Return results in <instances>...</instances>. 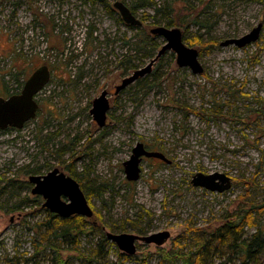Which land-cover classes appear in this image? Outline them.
<instances>
[{"label":"rangeland","instance_id":"374dc122","mask_svg":"<svg viewBox=\"0 0 264 264\" xmlns=\"http://www.w3.org/2000/svg\"><path fill=\"white\" fill-rule=\"evenodd\" d=\"M116 1L136 7V17L144 19L141 28H130L117 11L108 10L106 5L113 8ZM167 4L0 0V97L20 94L44 65L52 73L37 95L36 118L21 130L0 131V264H55L54 251L34 246L47 213L29 182L30 176L54 169L80 184L95 215L89 222L104 235H140L143 229H148L146 235L171 234L162 247L136 243L134 255L104 244V257L92 264H159L169 252L196 251L199 234L264 202V0H188L189 20L196 14L201 23L191 24L187 34L169 28H180L185 44L199 51L204 73L178 67L176 55L168 52L147 80L115 96L123 79L149 64L150 44H161L156 53L164 45L150 30L166 27L173 17ZM260 23L261 37L253 45L220 46ZM91 29L94 42L86 44ZM194 38L207 46H191L188 40ZM105 90L111 108L100 128L90 111ZM138 143L164 154L170 163L143 157L141 178L129 182L123 164ZM199 172L226 174L232 188L217 193L194 187L191 181ZM258 222L264 227V213ZM256 229L246 227L242 238ZM98 243L97 232L83 237L80 251L99 248ZM62 254L69 264H88L80 252ZM212 264H242V258L218 254ZM247 264H264V255Z\"/></svg>","mask_w":264,"mask_h":264},{"label":"water","instance_id":"95a60500","mask_svg":"<svg viewBox=\"0 0 264 264\" xmlns=\"http://www.w3.org/2000/svg\"><path fill=\"white\" fill-rule=\"evenodd\" d=\"M113 9L118 12L125 25L133 28L142 27L143 22L133 14L124 2L116 1L113 4ZM262 30L263 24L260 23L241 37L222 41L220 46L246 48L258 42ZM150 33L152 36L162 37L165 40L164 45L146 67L136 70L131 76L123 79L120 85L116 86L115 96H118L139 79L145 78L152 73L154 65L167 52H173L176 55L178 67L189 68L194 75H202L204 73V67L199 61V51L185 44L180 28L156 27L151 29ZM51 77V70L44 65L35 70L28 78L20 94L12 95L8 98L0 97V131L8 129L21 130L26 123L36 118L39 109L36 99L37 95L49 84ZM109 96L110 93L108 91H103L93 101V108L90 111L94 121L100 128H104L107 124L108 112L111 108ZM143 157L156 158L170 163L164 154L148 151L143 143H138L132 150L131 158L123 164L124 172L129 182H136L141 178ZM29 182L33 184L32 194L43 198L42 207L49 212L61 218H70L76 215L88 219L93 218L94 211L90 207L80 184L72 177L61 173L58 169H54L44 176L32 175L29 178ZM191 182L194 187L204 188L217 193H224L230 190L233 184L232 178L223 173L206 175L199 172L194 175ZM106 236L117 245L122 253L127 255L136 254V243L138 242L162 247L171 238V234L168 231L145 236L128 233H107Z\"/></svg>","mask_w":264,"mask_h":264},{"label":"trees","instance_id":"16d2710c","mask_svg":"<svg viewBox=\"0 0 264 264\" xmlns=\"http://www.w3.org/2000/svg\"><path fill=\"white\" fill-rule=\"evenodd\" d=\"M101 1L103 3L106 2V0ZM166 1L168 3L166 8L168 14L173 16L166 22L165 26L167 28L180 27L183 28L185 34H187L191 24L199 25L201 23L198 20L199 15L196 14H192L191 16L193 18L189 20L190 17L186 13L189 6L188 0ZM127 6L131 9L134 15L137 14L136 7ZM106 7L112 13L116 12L111 5L107 4ZM159 12L160 10H157V13ZM190 13H194V9L192 7L190 8ZM130 28L135 29L133 27ZM93 33V29L87 33L88 41L86 44L94 42L91 39ZM188 42H190L191 46H207V44H202L201 39L199 38L188 40ZM141 43L146 45L148 42L143 39L141 40ZM217 43V41H213L212 45ZM160 47L161 44L159 43H151L146 56L152 60L157 55L156 50ZM167 54L168 52L165 55ZM171 55H173V53ZM164 56L161 57L158 62L162 61ZM126 65L130 66L131 64L128 63ZM147 79L148 76L139 79L137 82L145 81ZM146 87L152 88L149 84ZM34 173L37 174L38 172L34 171ZM46 213L47 219L45 222L38 225V236L40 237V240L34 242V246L37 251L40 250L41 247L54 251L53 261L55 264H69V258L63 259L64 257L62 254V252H66L67 250L80 252L82 256H86L88 264H92L98 258L102 259V257H104L101 254L104 249V244H114L107 238L106 234L104 235L100 226L96 223H90L88 218L77 215L70 218H61L60 216L49 212L47 209ZM262 213H264V202L252 203L248 210L243 211L237 217H232L235 215L227 216V219L221 227L216 228L210 233L202 232L199 234L197 237L199 248L196 251L194 250L189 253H184L181 250L169 252L161 256L159 264H212V258L214 255L225 253L240 256L242 258V264H247L248 262L257 263L260 256L264 255V227L260 224V222H258L259 215ZM255 226H257L256 232L243 239L244 229L246 227L253 228ZM121 230L125 231L124 228ZM95 232L99 235V248H92L87 253H82L80 251L81 239L83 237H89ZM138 233L145 236L148 233V229L140 230Z\"/></svg>","mask_w":264,"mask_h":264}]
</instances>
